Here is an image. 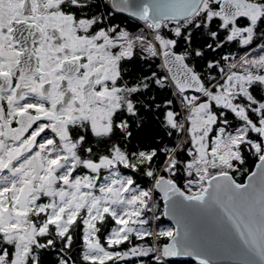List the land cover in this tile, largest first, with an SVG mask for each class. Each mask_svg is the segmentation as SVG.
<instances>
[{"label": "trees", "instance_id": "16d2710c", "mask_svg": "<svg viewBox=\"0 0 264 264\" xmlns=\"http://www.w3.org/2000/svg\"><path fill=\"white\" fill-rule=\"evenodd\" d=\"M264 8V0H250ZM213 11H219V3L213 6ZM209 11L204 10L196 14L193 21L168 22L164 24L162 30L158 32L153 30L151 25L148 28L155 33L156 44L163 54L160 40L172 43V49L176 53L183 55L196 73L199 74L204 82L207 94L200 95L201 104L210 106L209 112L216 117L214 130L210 135L213 141L218 136L219 131L229 134H237L241 131L245 123L238 120L235 114L228 108L218 103V96L226 92L223 90V76L229 69H235L242 66V60L245 59L253 74L257 71L259 75L264 76V67L257 68V61L260 54L264 51V15L262 19L251 24L247 21L238 22L237 25L243 29L254 26L253 40L248 45H243L238 39H231V23L226 24L221 18H210ZM96 18L98 21L94 24L99 29L120 30L121 38L126 36L131 40L132 53L129 57L123 59L122 67L124 74L133 78L131 74L136 68V81L152 77V88L149 90H138L132 99L133 102L144 105L138 106L134 117L133 125L138 124L141 118V125L131 130L129 137L124 134L121 138H104L89 133L83 141L77 142L75 150V159L77 165L74 168L72 177L85 176L91 174L87 169L86 163H99L102 160L109 159L115 150H119L126 156L124 164L115 163L116 170L125 177H129L134 187L143 189L146 192L144 198L143 216L146 233L144 235L130 234V236L120 242L110 245L106 238L119 226L115 216L106 212L97 222L96 229L100 243L109 252L115 255L108 260H92L85 257L86 232V214L85 210L79 212L62 232L56 225L48 221V215L45 212L36 213L35 208L28 212L29 220L38 228L44 226L47 222V230L43 234H38L37 243L30 245V250L26 254L27 264H201L194 261H176L164 260L162 248L172 239L173 234H168L166 229L168 224L164 218V206L161 196L156 191L157 177H166L171 182L176 183L179 188L188 196L193 197L200 193L204 187L197 179V184H190L192 177H188L187 167L193 163L197 154L188 144L182 143L181 129L179 123L183 121L182 107L185 112L187 108L183 103L184 95L180 94L166 77L162 66L161 57L152 53L149 47V35L145 28L133 19L121 16L112 11L108 0H92L90 2V12L87 18ZM167 23V22H166ZM125 45L121 40L120 49ZM119 49V48H118ZM254 65L255 68L252 67ZM243 67V66H242ZM244 68V67H243ZM242 68V69H243ZM234 69V70H235ZM132 76V77H131ZM251 98L258 104H264V89L261 84L254 83L248 90ZM234 105L247 107V102L242 97L233 99ZM147 105L154 110L152 117H147ZM168 112L175 116L176 126L172 127L169 120L162 121V113ZM248 121L256 126L264 123V107L258 114L252 112L248 115ZM148 122L153 124L152 128L147 129ZM164 127V129L162 128ZM248 142L240 143L234 158L231 169L228 171L238 185H243L246 178L253 173L256 164L262 158L263 152L257 153L253 144L262 147L263 139L260 134L250 133L247 136ZM177 162L172 173L165 171L166 165L171 156ZM107 174L102 170L99 174V183ZM94 176V174H92ZM193 179H195L193 177ZM201 188L199 189V187ZM199 189V191H198ZM198 193V194H197ZM40 203L47 205L44 200ZM146 204V205H145ZM154 207V217L152 205ZM155 246L157 251L155 250ZM148 248L150 252L145 256L122 260L121 257L129 254L133 248ZM10 256L16 254L15 242L9 243Z\"/></svg>", "mask_w": 264, "mask_h": 264}, {"label": "flooded vegetation", "instance_id": "af4514ba", "mask_svg": "<svg viewBox=\"0 0 264 264\" xmlns=\"http://www.w3.org/2000/svg\"><path fill=\"white\" fill-rule=\"evenodd\" d=\"M91 1L0 0V189L7 169L21 170L23 184L34 196L50 175H58L62 183L63 167L48 168L43 140L57 149L77 148L89 133L119 139L141 125V118L133 125L132 115L144 104L132 99L138 90L152 88V77L135 83L136 68L133 78L124 74L123 59L131 55L124 56L120 49L126 36L121 38V31H112L110 25L97 28L94 17L86 19ZM154 110L147 105V117ZM162 119L168 120V112ZM58 122L67 124L70 141L61 142L52 132ZM152 125L148 122L147 129ZM7 128L23 131L21 140L10 141ZM73 153L62 155V165ZM35 156L45 164L38 180L29 167ZM8 196L4 192V199ZM9 243L0 231V264H16ZM25 259L20 264H27Z\"/></svg>", "mask_w": 264, "mask_h": 264}, {"label": "rangeland", "instance_id": "374dc122", "mask_svg": "<svg viewBox=\"0 0 264 264\" xmlns=\"http://www.w3.org/2000/svg\"><path fill=\"white\" fill-rule=\"evenodd\" d=\"M220 1L204 0L201 11L208 10L210 18L218 17L223 19L220 11L214 12L212 9ZM190 21H193V19ZM225 23L228 24L226 21ZM169 24L168 22L165 23L166 26ZM152 29L154 30V28ZM145 30L150 38V50L157 57H161L163 54L161 55V51L158 50L159 48L156 44L158 31L155 30L157 33L155 36L152 30ZM253 34L254 26L243 29L237 24H232L230 28L231 39H238L243 45H248L252 42ZM123 40L125 45L121 51L124 56H128L132 53V46L129 45L131 40L128 37ZM160 44L163 53L173 46L172 43L162 40H160ZM242 62L244 68L240 66L235 69L234 67L224 73L222 88L227 90V93H221L217 98L219 104L230 109L238 120L245 123L244 128L237 134L219 131L216 139L211 141L210 135L214 130L216 117L209 112L210 106L205 103L201 104L199 98L195 97H183V103L180 101L181 106L185 105L187 108V112H185L184 107H182L183 121L178 125L182 133L181 145L182 143L183 145L190 144L189 146L196 150L194 152L197 154L193 163L188 165L186 174L188 177H192L190 184H197V179H200V183L204 185L203 188L199 187V189L201 188L200 193H197L198 195H194L192 198L202 195L207 188L208 182L213 177L228 174L234 158H237L236 150L239 144L248 142L247 136L250 133L260 134L261 136V132L264 130V123L261 122L260 125L256 126L248 121L250 112L256 115L264 107V104L258 105L248 93L249 88L254 83L261 84L264 89V76L259 75L257 71H254L255 73L253 74L250 69L246 68L248 64L245 59ZM259 66L264 67V51L258 58V69L260 68ZM252 67L255 68L254 65ZM230 80H232V85H230ZM204 93L207 94V91H204ZM236 97L244 98L247 102V107L234 105L233 99ZM168 120L172 127L176 126L174 115L169 114ZM52 145V141L49 140H43L42 142V148L46 152L45 158L48 168L54 164L57 165L55 167H63V169L59 168L62 179L61 184L55 187H48L46 179L36 191L37 195L34 196L30 193V186L23 184V178L20 174L21 170L14 172L7 169L2 174V180L5 184L0 189V231L3 232L8 241L16 244V264L22 263L30 250V245L37 243L36 235L43 234L47 230L48 222L44 226H39V228L30 222L28 212L31 208H35L36 213H47L48 221L56 225L62 232L67 230V227L79 212L85 210V240L87 245L84 255L92 260H108L115 256L102 246L97 234L96 224L106 212L112 213L119 222V226L114 228L106 238L110 245L126 240L130 234L144 235L146 233L145 220L141 218L143 216L142 204H144L146 192L143 189L134 187L129 177L120 175L116 170L115 163L124 164L127 161L126 156L118 153L120 152L119 150H115L109 159L102 160L96 164L87 162L85 165L91 174L72 177L74 168L77 165V161L73 157L75 153L63 165L61 158L67 152L72 154L76 147L71 145L57 149ZM253 148L260 153L258 145L253 144ZM9 156L11 158L12 152ZM176 165L177 162L173 155L170 157L165 171L169 174L172 173ZM102 170L106 171L107 174L97 183L99 179L97 176ZM160 178L157 177V181ZM6 191L9 192L8 199L3 197ZM43 198L48 203L47 205L40 203L39 200ZM151 206L154 217L153 204ZM166 232L174 235V228L168 226ZM155 250L157 251L156 246ZM149 252L150 249L145 247L140 249L133 248L129 254L123 255L121 259L126 260L145 256Z\"/></svg>", "mask_w": 264, "mask_h": 264}, {"label": "water", "instance_id": "95a60500", "mask_svg": "<svg viewBox=\"0 0 264 264\" xmlns=\"http://www.w3.org/2000/svg\"><path fill=\"white\" fill-rule=\"evenodd\" d=\"M203 3L204 0L109 2L114 13L148 22L156 31L166 22L189 21ZM219 11L228 23L256 24L263 16L262 7L250 0H221ZM162 66L180 94L204 92L203 80L183 55L166 50ZM20 131L7 128L6 136L19 142L24 135ZM52 132L61 142L71 140L66 123H56ZM261 137L263 144L258 145V150L263 152L262 158L243 185H238L230 174L218 175L208 182L202 195L192 198L166 177L158 179L156 191L163 201L164 218L174 228L172 239L162 248L163 259L201 264H264V130ZM32 147L33 142L25 152ZM29 164L38 180L45 171L41 156L33 157ZM59 184L58 175L48 177V187Z\"/></svg>", "mask_w": 264, "mask_h": 264}, {"label": "built area", "instance_id": "2783aa9c", "mask_svg": "<svg viewBox=\"0 0 264 264\" xmlns=\"http://www.w3.org/2000/svg\"><path fill=\"white\" fill-rule=\"evenodd\" d=\"M145 28H147L142 22H140ZM188 98H190V97H192V98H199L197 95H194V94H192V95H188L187 96ZM200 99V98H199ZM158 252V251H157ZM159 256H160V258L161 259H163V257H162V255H161V253L159 252Z\"/></svg>", "mask_w": 264, "mask_h": 264}]
</instances>
